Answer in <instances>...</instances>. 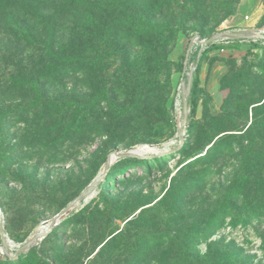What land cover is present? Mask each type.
<instances>
[{
	"label": "rangeland",
	"instance_id": "rangeland-1",
	"mask_svg": "<svg viewBox=\"0 0 264 264\" xmlns=\"http://www.w3.org/2000/svg\"><path fill=\"white\" fill-rule=\"evenodd\" d=\"M221 32L264 0H0V264H264V39L193 43Z\"/></svg>",
	"mask_w": 264,
	"mask_h": 264
},
{
	"label": "water",
	"instance_id": "water-1",
	"mask_svg": "<svg viewBox=\"0 0 264 264\" xmlns=\"http://www.w3.org/2000/svg\"><path fill=\"white\" fill-rule=\"evenodd\" d=\"M222 39H238V40H257V39H264V36L258 33H252L250 35H246L243 33H237V32H221L218 33L214 36L209 37L208 39L205 40H200L198 37H196L194 43L198 44L200 48L206 47L208 45H211L213 43H216L219 40ZM200 55V53H199ZM194 73V68H190L188 73H187V84L186 87H183V99H182V109H183V124L186 121V113H187V102H188V97L190 94V89H191V84H192V77ZM142 155L134 154L131 151H128L126 153H114V160L117 158H132V157H140ZM155 156H159L155 154ZM110 165V159L107 161V164L105 165L103 172L100 173L98 177H96L89 185L88 187L76 197V199L67 205L64 209H62L49 223L47 228L44 231H41L34 236L30 238V240L25 243L22 247H20L15 255L21 254L25 251H27L30 247L34 246L36 242L40 239H42L48 232L52 230L54 226H56L62 219H64L69 212L74 208V205L81 201V200H86L90 198L93 195V191L98 185V183L102 180V176L105 174L108 166ZM0 233H1V242L3 245V250L6 251V246H5V232H4V227H3V219L0 216Z\"/></svg>",
	"mask_w": 264,
	"mask_h": 264
},
{
	"label": "trees",
	"instance_id": "trees-1",
	"mask_svg": "<svg viewBox=\"0 0 264 264\" xmlns=\"http://www.w3.org/2000/svg\"><path fill=\"white\" fill-rule=\"evenodd\" d=\"M229 42L239 43L240 41L238 39H231V41ZM214 46H216L215 43L209 45L208 48H216ZM197 49H199V46H197ZM195 73L196 72H194L193 77H192V84H191L190 94L188 98V105L190 106L194 104V97L197 91L196 89L197 78H196ZM231 257L233 256L229 255V253L225 251L208 255L205 258H200L199 256H191L189 254H185L184 256L177 258L176 264H181V263H185V264H233V262H231Z\"/></svg>",
	"mask_w": 264,
	"mask_h": 264
},
{
	"label": "bare ground",
	"instance_id": "bare-ground-1",
	"mask_svg": "<svg viewBox=\"0 0 264 264\" xmlns=\"http://www.w3.org/2000/svg\"><path fill=\"white\" fill-rule=\"evenodd\" d=\"M255 30V29H254ZM258 30V29H257ZM262 32V31H261ZM153 147V146H152ZM162 148V147H161ZM158 149V148H157ZM157 150L155 149V148H149L148 146H137L135 149H133L132 150V153H134V154H138V155H143V154H145V153H154V152H156ZM158 153V152H157ZM113 159V161H114V156H111V158H110V164L113 162V161H111ZM47 226V224L46 225H44V226H41L40 228H38V230H37V233H39V232H41V231H43L44 229H45V227Z\"/></svg>",
	"mask_w": 264,
	"mask_h": 264
},
{
	"label": "crops",
	"instance_id": "crops-1",
	"mask_svg": "<svg viewBox=\"0 0 264 264\" xmlns=\"http://www.w3.org/2000/svg\"><path fill=\"white\" fill-rule=\"evenodd\" d=\"M245 8H246V3L244 1H242L241 5H240V9H239L240 12L245 11L246 10ZM252 13H254V12L252 11ZM260 15H261V12L259 11L256 19H258V17H260ZM226 47H228L230 51L234 52L235 53L234 55H238V54H241V50H242L243 46H238V43L227 42Z\"/></svg>",
	"mask_w": 264,
	"mask_h": 264
},
{
	"label": "built area",
	"instance_id": "built-area-1",
	"mask_svg": "<svg viewBox=\"0 0 264 264\" xmlns=\"http://www.w3.org/2000/svg\"><path fill=\"white\" fill-rule=\"evenodd\" d=\"M247 18H248V17H245V19H247ZM195 39H196V38L193 39V43H194Z\"/></svg>",
	"mask_w": 264,
	"mask_h": 264
}]
</instances>
